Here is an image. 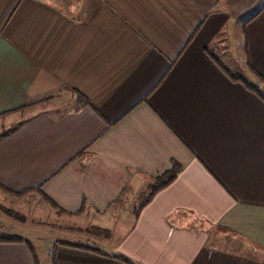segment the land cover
<instances>
[{"label":"crops","instance_id":"0c3cea01","mask_svg":"<svg viewBox=\"0 0 264 264\" xmlns=\"http://www.w3.org/2000/svg\"><path fill=\"white\" fill-rule=\"evenodd\" d=\"M262 93L264 0H0V207L112 232L53 264H264Z\"/></svg>","mask_w":264,"mask_h":264},{"label":"rangeland","instance_id":"374dc122","mask_svg":"<svg viewBox=\"0 0 264 264\" xmlns=\"http://www.w3.org/2000/svg\"><path fill=\"white\" fill-rule=\"evenodd\" d=\"M4 132H6V130L0 132V134ZM47 202L51 207H49L51 210L47 209V214L41 212L40 207H38L34 201L29 206H19L15 210L3 206L0 207V217L7 219L9 222H14L17 225L16 227L20 228V230H15V234L7 232L3 233V231H0V236L16 237L21 235L32 239L30 241L34 246L40 264H53L55 253L53 254L52 251L54 249L52 243L54 242L60 243L62 241H70L85 246L96 247L98 249L101 248L107 251L111 250L110 246L106 247L102 243H97L95 241L97 236L106 237L107 239L110 236L109 234L112 233L108 228L100 227L99 229H101V232L99 234L96 233L95 226L90 225L88 226V229H84L86 223L83 219H78L76 222H74L75 219H67L64 216L65 214L67 215V213L59 212V210L51 204V201L48 200ZM131 203L137 205L140 203V200L136 199ZM25 209H29L31 214L29 212L27 214L23 212ZM36 212H41L43 215H34ZM95 223L98 225L100 224L99 222ZM32 228H36L37 232L32 231ZM38 229H41V231Z\"/></svg>","mask_w":264,"mask_h":264},{"label":"trees","instance_id":"16d2710c","mask_svg":"<svg viewBox=\"0 0 264 264\" xmlns=\"http://www.w3.org/2000/svg\"><path fill=\"white\" fill-rule=\"evenodd\" d=\"M261 9H259L258 11H256L255 14H257ZM262 95L264 96V93H262ZM17 127L15 128H12L10 131H6L4 133H1L0 134V139L7 136L10 132H12L13 130H15ZM180 171V168H175L169 172H166L164 173L163 175H161L160 177H158V179L156 180V182L151 186V190L150 192L146 195V197L143 199V201L141 202L140 206H139V209H141L144 205H146L154 196L155 194L165 188L166 186H168L171 182H173L176 177L178 176V173ZM25 192H18L16 193L17 195H23ZM50 201V200H49ZM51 204L57 208L59 210V212H63V213H67L65 211H63L62 209H60L55 203H53L51 201ZM82 210H84V207L83 209H81V211H78L77 213H80L82 212ZM67 214H74V213H67ZM95 231L96 233H100L101 232V229H99L98 227L95 228ZM20 240H24L28 243V245L30 246L31 250L33 251V254H34V257L36 259V262L37 264H40V261H39V258L35 252V249H34V246L32 244V242L30 240H25L23 239L22 237L20 236H16V237H4V236H0V242L2 241H20ZM60 243H63V244H69V242H66V241H62ZM74 246H77V247H82L83 245L78 243V244H73ZM54 249L52 250L53 251V254L55 253V247H53ZM92 249H95L97 251H99V249H97L96 247L95 248H92ZM54 257V256H53ZM114 257L118 258V259H121L129 264H136L134 261H132L129 257L125 256V255H122V254H117V255H114ZM55 262V261H54ZM56 264V263H55Z\"/></svg>","mask_w":264,"mask_h":264}]
</instances>
